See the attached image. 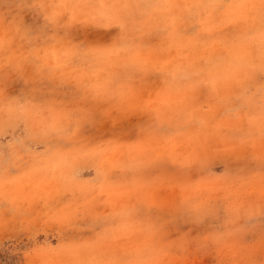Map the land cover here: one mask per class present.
<instances>
[{"label": "rangeland", "instance_id": "obj_1", "mask_svg": "<svg viewBox=\"0 0 264 264\" xmlns=\"http://www.w3.org/2000/svg\"><path fill=\"white\" fill-rule=\"evenodd\" d=\"M0 264H264V0H0Z\"/></svg>", "mask_w": 264, "mask_h": 264}]
</instances>
